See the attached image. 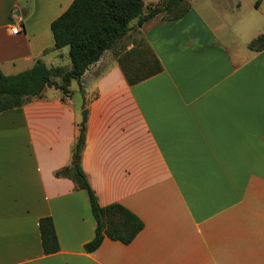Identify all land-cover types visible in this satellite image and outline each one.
<instances>
[{"label":"crops","instance_id":"obj_1","mask_svg":"<svg viewBox=\"0 0 264 264\" xmlns=\"http://www.w3.org/2000/svg\"><path fill=\"white\" fill-rule=\"evenodd\" d=\"M72 1L0 0L4 75L37 60L71 69L50 24ZM160 1L142 0L143 13ZM186 2L178 20L132 21L118 46L125 54L142 38L160 73L130 86L106 51L81 77L80 99L72 80L67 95L46 88L0 113V264H264V49H249L264 28L254 20L230 30L229 15L244 11L238 0L221 14L211 0ZM262 2L250 0L252 11ZM81 129L80 165L98 204H119L143 224L128 245L105 238L84 251L96 229L87 193L54 175L71 165ZM43 218L53 222V254L43 252Z\"/></svg>","mask_w":264,"mask_h":264},{"label":"trees","instance_id":"obj_2","mask_svg":"<svg viewBox=\"0 0 264 264\" xmlns=\"http://www.w3.org/2000/svg\"><path fill=\"white\" fill-rule=\"evenodd\" d=\"M187 11L186 0H161L159 5L150 8L145 14L142 0H73L50 24L54 49L68 48L71 69H49L41 60H37L30 69L15 75L6 76L0 71V113L40 99L46 88H54L67 95L69 83L75 80L80 84L83 74L106 51L114 54L130 86L160 73L162 67L144 40L134 41V48L125 54L118 53V46L130 32L129 24L132 21L136 20V28H139L160 13L165 14L168 20L175 21ZM249 49L262 51L264 35L254 39ZM136 61L139 62L137 65L130 64ZM55 78H59L60 83ZM84 141V129H81L73 148L71 165L54 174L57 178L72 180L77 189L87 193L96 229L93 240L84 246V251H95L105 238L128 245L142 230L143 224L119 204L105 207L98 204L80 165ZM39 232L44 254L57 252L59 247L51 218L39 220Z\"/></svg>","mask_w":264,"mask_h":264},{"label":"rangeland","instance_id":"obj_3","mask_svg":"<svg viewBox=\"0 0 264 264\" xmlns=\"http://www.w3.org/2000/svg\"><path fill=\"white\" fill-rule=\"evenodd\" d=\"M212 1V5H213V9L216 10L218 12V14H221L224 12V8L223 5L229 3L230 5H232L234 3V1L237 0H211ZM239 2H241V7L243 6V10L244 11H240L239 12H234L231 15H229L231 17L230 20V30L232 31L233 29H235L236 31L239 30V26L240 25H244L243 22L244 21H256V23L254 25H258L264 28V0L261 4V7L258 11H252V7L250 6V0H238ZM241 9V8H240ZM236 13V14H235ZM242 14V16H240ZM244 15H246V17H244ZM240 32V31H238ZM143 40L142 38L139 37H134L133 41H141ZM137 49H142V48H137ZM119 49H117L118 51ZM119 52V51H118ZM122 52H119V54ZM71 90H72V96L74 99H80L81 97H83L82 92L84 91L83 88H80V84L78 82H73L71 85Z\"/></svg>","mask_w":264,"mask_h":264},{"label":"built area","instance_id":"obj_4","mask_svg":"<svg viewBox=\"0 0 264 264\" xmlns=\"http://www.w3.org/2000/svg\"><path fill=\"white\" fill-rule=\"evenodd\" d=\"M18 32H20V29H19L17 26H12V27L10 28V33H11L12 35L17 34Z\"/></svg>","mask_w":264,"mask_h":264},{"label":"water","instance_id":"obj_5","mask_svg":"<svg viewBox=\"0 0 264 264\" xmlns=\"http://www.w3.org/2000/svg\"><path fill=\"white\" fill-rule=\"evenodd\" d=\"M81 118H82L81 127L83 128L85 120H86V111H83L81 113Z\"/></svg>","mask_w":264,"mask_h":264}]
</instances>
